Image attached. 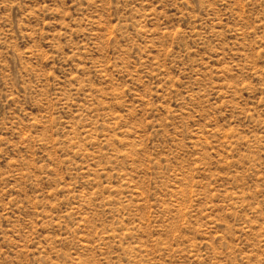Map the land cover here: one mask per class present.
<instances>
[{
	"label": "rangeland",
	"instance_id": "374dc122",
	"mask_svg": "<svg viewBox=\"0 0 264 264\" xmlns=\"http://www.w3.org/2000/svg\"><path fill=\"white\" fill-rule=\"evenodd\" d=\"M0 264H264V0H0Z\"/></svg>",
	"mask_w": 264,
	"mask_h": 264
}]
</instances>
